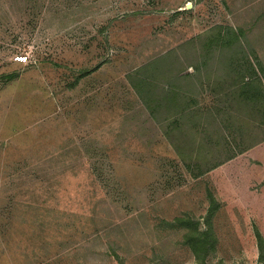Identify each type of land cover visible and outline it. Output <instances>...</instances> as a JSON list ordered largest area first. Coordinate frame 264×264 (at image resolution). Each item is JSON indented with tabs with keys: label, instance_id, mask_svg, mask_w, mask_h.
I'll use <instances>...</instances> for the list:
<instances>
[{
	"label": "rangeland",
	"instance_id": "obj_1",
	"mask_svg": "<svg viewBox=\"0 0 264 264\" xmlns=\"http://www.w3.org/2000/svg\"><path fill=\"white\" fill-rule=\"evenodd\" d=\"M216 26L264 68V0H0V264H198L176 219L205 231L208 193L204 264H264L262 132L227 160L203 121L221 165L191 178L126 79Z\"/></svg>",
	"mask_w": 264,
	"mask_h": 264
},
{
	"label": "trees",
	"instance_id": "obj_2",
	"mask_svg": "<svg viewBox=\"0 0 264 264\" xmlns=\"http://www.w3.org/2000/svg\"><path fill=\"white\" fill-rule=\"evenodd\" d=\"M244 45L243 33L240 30L216 26L191 39L184 45L185 47L181 46V48L189 47L185 53L179 55L168 52L160 59L152 60L127 75L130 88L146 108L150 118L162 125L165 137L169 141L173 136L178 138L181 145L174 150L183 162L189 161L190 164H194L201 156L213 155L215 152L218 141L213 139L214 131L200 130L199 127L200 123L205 124L204 122L207 121L208 125L215 121L226 125L224 126L226 135L221 133L224 139L222 137L219 139L226 142L230 139L231 141L228 142L233 143V148L240 147L239 154L257 144L254 142L247 145L249 141L255 139L256 130L262 132V137L257 142H264V68L253 53L251 54L253 61L250 60ZM187 50L189 54H186ZM181 57L191 62L189 67L193 70V74L201 75L204 72L207 75L208 83H205V90L209 91L213 106L204 114L190 112L188 107L179 114L158 115L156 114L158 109L171 101H177L180 106L187 103L172 99L179 95L169 91L171 82H167V78L178 74L176 65L172 63L178 62ZM86 74L87 71L83 72L77 80ZM16 77V75L7 76L5 82ZM161 86H167V90L164 91ZM197 86L202 88L203 83L197 82ZM159 88L162 90L161 93L158 92ZM216 132L220 133V130ZM189 134L193 141L188 139ZM226 142V154L229 155L227 159L229 160V150L232 148ZM194 144L197 146L193 147ZM220 165L212 164L204 171L193 173L192 177H202ZM197 168L196 165L192 166V171ZM187 169H191L188 164ZM207 198L209 207L205 231L201 232L189 219H176L178 229L183 231V244L191 251L198 264H204L207 257L215 252L216 245L209 221L217 211V205L211 193L207 194ZM256 247L259 253L258 262L264 263V240L258 233H256Z\"/></svg>",
	"mask_w": 264,
	"mask_h": 264
},
{
	"label": "crops",
	"instance_id": "obj_3",
	"mask_svg": "<svg viewBox=\"0 0 264 264\" xmlns=\"http://www.w3.org/2000/svg\"><path fill=\"white\" fill-rule=\"evenodd\" d=\"M146 64H148V63H146ZM146 64H144V65H146ZM190 64H191V62L189 60L188 61L184 60L181 57V59L178 62L172 63V65H176V69L178 70V71H176V73H178V74H176V75L173 74L171 77L167 78V82H171V87H170L169 91H171V93H175L176 95H179V96H174L172 99L187 101V103L183 106H180L181 104L179 105L177 103V101H175V102L171 101L169 104L165 105L163 108L158 109L159 111L157 110L158 112L156 114H158V115H175V114H179L180 111H182V110H186L188 107H190L189 108L190 112L196 111V112H199L198 114H201V113L204 114V113L208 112V110H210V108L207 110H203L202 107H200L201 101H203L204 99H207L210 101L212 99V97L209 94V91L205 90V83H208V82H206L208 77L204 72L201 73V75L193 74V70L189 67ZM184 69H186V70H184ZM83 78H85V76ZM83 78H81V79H83ZM197 82L203 83V87L200 88L199 86H197ZM163 84H165V83H163ZM161 88L164 89V91L167 90V86L166 87L161 86ZM161 88H159V91H158L159 93L162 92V90H160ZM141 106H142L143 110L146 112V114L150 117L146 108L142 104H141ZM199 127H200V130H204V129L208 130L207 127L203 123H200ZM214 129L216 130L217 128L215 127ZM223 129L225 130L224 127H223ZM219 130H221L220 127H219ZM188 139L192 140L191 134L188 135ZM169 143L174 148L177 146L179 147L181 145V144H179L178 138H175L174 136L171 138ZM195 146H197V144H194L193 147H195ZM226 149H227V147H226ZM226 149L224 150V154H226ZM232 149H235V147ZM222 152H223V148H222ZM229 154H230L229 160H231L238 153L235 155V153H233L232 150L230 149ZM201 157L197 162H194V164H190L189 161H185V163H182L184 166L185 172L191 178H193L192 177L193 173H196L197 171H200V170L204 171L207 168H209L213 163L214 164L216 163V161H214V160L212 161V160H209L208 158L201 159ZM187 164L191 167V169H187ZM194 165H196L198 168L196 170L192 171V166H194ZM198 178H200V177H198ZM198 178H194V179H198Z\"/></svg>",
	"mask_w": 264,
	"mask_h": 264
}]
</instances>
